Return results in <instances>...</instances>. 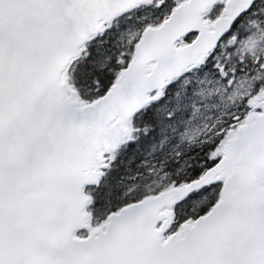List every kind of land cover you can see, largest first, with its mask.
<instances>
[{"label":"snow or ice","instance_id":"6c2138e0","mask_svg":"<svg viewBox=\"0 0 264 264\" xmlns=\"http://www.w3.org/2000/svg\"><path fill=\"white\" fill-rule=\"evenodd\" d=\"M0 264H264V0H0Z\"/></svg>","mask_w":264,"mask_h":264}]
</instances>
